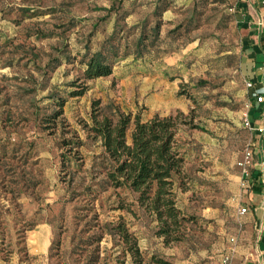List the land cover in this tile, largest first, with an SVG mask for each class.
Wrapping results in <instances>:
<instances>
[{"label": "rangeland", "instance_id": "374dc122", "mask_svg": "<svg viewBox=\"0 0 264 264\" xmlns=\"http://www.w3.org/2000/svg\"><path fill=\"white\" fill-rule=\"evenodd\" d=\"M165 1L170 7L151 54L123 60L113 75L87 80L83 95L70 96L71 84L82 80L85 45L98 50L117 27L132 43L139 33L130 27L153 20L157 0H0V138L15 149L7 171L0 168V264H87L95 244L82 240L99 230L96 222L119 215L139 236L146 261L155 254L173 264H216L227 251L246 214L239 212L247 192L237 162L251 137L242 117L251 103L253 110L256 90L247 89L242 72L251 23L241 10H252L259 31L264 10L258 0ZM55 57L73 62L51 72ZM56 93L66 98L61 109L49 97ZM95 101L103 113L144 120L182 113L189 180L177 203L197 217L184 240L164 243L141 211L134 217L115 208L120 197L133 201L130 190L97 184L106 161L85 127ZM113 243L101 240L96 264H135Z\"/></svg>", "mask_w": 264, "mask_h": 264}, {"label": "trees", "instance_id": "16d2710c", "mask_svg": "<svg viewBox=\"0 0 264 264\" xmlns=\"http://www.w3.org/2000/svg\"><path fill=\"white\" fill-rule=\"evenodd\" d=\"M169 7L168 1L157 0L152 13L153 20L146 18L142 23L130 27L129 30L139 33L132 43L128 40L131 36L129 32L125 36L127 40L124 41L123 27L119 30L118 27L115 28L94 52H91L87 43L80 60L84 66L80 77L82 80L79 84H71L76 89L70 92V96L83 95L88 89L87 80L113 75L115 65L123 60L132 57L134 62L142 61L146 55L151 54L161 39V29L164 25L162 17ZM175 32L176 29H172L169 33ZM66 58L55 57L47 66L53 72L64 63L73 62V59ZM255 89L257 93H264L263 88ZM49 97L60 109L66 100L57 93ZM189 97L192 98L191 95ZM98 105L99 102L95 101L91 123L85 124L88 133L100 141L103 148L100 155L102 161H106L102 163L105 176L97 184L104 188L108 186L130 190L135 195L133 201L126 202V198L120 197L115 208L126 210L134 217H139L141 211L156 223L154 233L161 237L164 243L184 240L188 223L197 217L186 214L177 203V190H185L189 180L185 170L186 149L179 136L181 125L186 123L182 113L164 116L154 114L144 120L139 113L132 115L120 110L111 114L103 113ZM60 109L55 111L54 115L61 113ZM194 127L204 130L198 125ZM10 145H14L10 139L0 138V168L6 171L9 167L7 159L15 152L14 146L10 149ZM94 225L99 230L93 232L85 241L81 238L85 245L95 244L87 264L99 262L100 242L105 236L112 238L113 247L121 244L122 255L130 254L135 264H173L172 261L155 254L146 261L144 251L139 245V236L131 230L123 215H119L116 222H96Z\"/></svg>", "mask_w": 264, "mask_h": 264}, {"label": "crops", "instance_id": "0c3cea01", "mask_svg": "<svg viewBox=\"0 0 264 264\" xmlns=\"http://www.w3.org/2000/svg\"><path fill=\"white\" fill-rule=\"evenodd\" d=\"M262 1L258 0L260 11ZM253 9L257 13L256 8ZM241 12L243 20L251 23L243 42L242 72L254 81L256 87L264 89V31H259L255 22H250V17L253 19L252 10ZM250 117L253 122L261 123L264 117V102H255ZM263 139L264 136H257L254 150L256 165L251 173L250 185L245 188L246 214L243 213L245 216L243 220L240 219L243 231L233 264H264V152L261 148Z\"/></svg>", "mask_w": 264, "mask_h": 264}, {"label": "built area", "instance_id": "2783aa9c", "mask_svg": "<svg viewBox=\"0 0 264 264\" xmlns=\"http://www.w3.org/2000/svg\"><path fill=\"white\" fill-rule=\"evenodd\" d=\"M261 8L264 10V0L261 2ZM245 85L249 90H254L256 87L254 81L251 79H245ZM251 98L253 99L256 98L254 100L255 102L262 103L264 102V93H257L255 91V94H253ZM251 107H252V103L248 105V109L243 113V117H242L243 126L250 132L251 137L244 148L242 157L237 162V165L240 168V172H241V185L242 187L245 188L250 185L251 173L256 165L254 150L256 147L257 136L258 135L264 136V117L261 123L259 124L253 122V120L250 117ZM261 148L262 151L264 152V139L262 140ZM263 170H264V164H263ZM239 212L241 214L245 213L246 208L245 207L240 208ZM242 231H243V225L241 222H239L235 234L231 235L229 238V247L227 251L221 255L218 264H233L235 255L238 251V247L240 244V237ZM243 264H245V262Z\"/></svg>", "mask_w": 264, "mask_h": 264}]
</instances>
